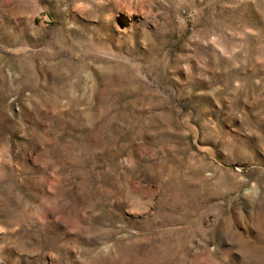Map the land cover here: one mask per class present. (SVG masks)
I'll list each match as a JSON object with an SVG mask.
<instances>
[{
	"label": "rangeland",
	"instance_id": "obj_1",
	"mask_svg": "<svg viewBox=\"0 0 264 264\" xmlns=\"http://www.w3.org/2000/svg\"><path fill=\"white\" fill-rule=\"evenodd\" d=\"M0 264H264V0H0Z\"/></svg>",
	"mask_w": 264,
	"mask_h": 264
}]
</instances>
